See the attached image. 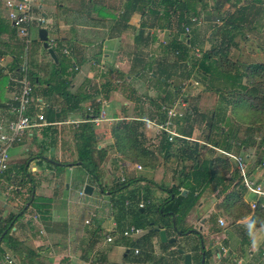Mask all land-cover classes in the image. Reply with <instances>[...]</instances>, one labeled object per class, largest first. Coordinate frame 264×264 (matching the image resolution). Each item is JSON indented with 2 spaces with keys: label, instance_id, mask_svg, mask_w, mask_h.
<instances>
[{
  "label": "crops",
  "instance_id": "obj_1",
  "mask_svg": "<svg viewBox=\"0 0 264 264\" xmlns=\"http://www.w3.org/2000/svg\"><path fill=\"white\" fill-rule=\"evenodd\" d=\"M88 2L90 0H39L34 8L41 10L40 15L33 14L35 18L41 19L40 22L37 21L38 24H42V22L46 24L45 27L40 26L39 28L46 30L48 44H53L57 49V52L56 49H53L55 56L56 54L60 56V47L68 46L69 57H66L67 75L65 78L68 82L66 90L69 93L73 94L88 82L97 84V87H101L105 82L110 87L106 95H103L101 91L94 95V98L103 99L105 104L107 106L111 104V107L108 111L105 110L106 120L97 125L92 124L95 146L92 147L91 160H93V156L95 159L100 157L101 160H105L100 165L103 174L104 172L110 173L112 167L116 168L120 165L122 169L129 170L127 173L135 179H139V182L130 185L128 190L122 189L121 191L128 196L136 194L138 199L133 200V197H127L121 204L120 200L109 197V191L105 192L104 189H100L102 197L107 199V205L98 211L96 208L86 211V215L80 221V214L83 212L80 208L82 209L92 199L94 185L98 178L87 172L84 162L78 160L76 148L79 143L76 137L78 127H74L66 121L83 118L85 112L82 106L85 102H80L81 108L78 110L63 107L60 102L61 98H59V103L52 102L53 93L47 90L49 87L46 82L55 81V78L50 76L54 61L49 57L38 38V42L31 40L32 52L28 67L29 72L33 73L34 83L29 109L32 113L39 111L44 115L45 109L51 107L54 116H52V121L46 119L50 122L47 126L26 129L20 139L7 149V171L0 176V226L6 227V229L10 226L8 234L14 238V243H19L15 245L22 248V251L20 250V255H18L16 252H12L6 244L1 243L0 264H121L123 261L126 264H183L182 255L177 252V248L190 254V264H261L262 261L264 262V235L258 239L256 237L259 233L258 230L264 226L252 227L245 231L242 230L243 224L233 226L234 223L227 222V217L224 216L221 207L217 208L214 205L210 207L204 202L205 196L208 197V192L213 190L212 186L206 188L197 201L199 207L201 204L203 205L201 213L198 212V209H194L192 212L191 208L185 216L184 223L176 225L172 223V227L167 228L160 219H154L156 216L154 211L147 213L146 219H153L161 225L164 224L162 228L166 238H175L174 242H171L172 246L168 245L170 243L159 241L157 232L154 231V225H151L152 233L149 227H138L134 223L122 225L121 222L124 218L135 217L136 204L137 206L138 203L144 204V201L139 198L141 196L140 189L145 187L146 182L156 183L160 179L164 180L166 186H172L175 184L172 174L174 176L173 170L175 171L176 167L169 164L170 166L167 168L165 165V169L159 172L154 169L158 165L154 168H146L142 162H131L116 151L114 138L111 135V127L114 123L122 119H137L147 124L154 120L149 119L147 114L150 110L148 98H155V96L139 93L130 81L131 78L139 80L144 74L141 71L140 75L138 73L130 74V72L139 68V61L135 57L139 52L142 54L146 47L140 48L139 51V48L133 44V35L128 42L129 36L127 37V35L129 33L126 31L137 27V25H133L131 17L123 22V26H116L117 0H92L96 3L95 7L101 5L99 7L101 13L94 8V11L87 15L86 12L91 7ZM0 5L3 11L7 12L2 0H0ZM51 6L53 11L50 9ZM44 7H48L49 10ZM46 11H49L50 14L46 15ZM68 12L75 14L70 21L64 15ZM133 14L137 13H132L130 16ZM79 15H84L85 20L95 23L84 34L82 31L87 30L88 26L86 23L79 26ZM11 27L7 13L0 14V56L3 60L0 71L5 74L7 81H9L8 77L18 75L12 70L14 64L19 66L22 62L20 53L16 57V50L22 42ZM77 30H82L80 32L82 36L77 35ZM131 34L133 33L131 32ZM118 74L124 75V82L121 83ZM124 88L125 90L122 91ZM13 91H15L13 84L4 83L2 85L0 123L13 117L10 110ZM205 93L210 95L209 92ZM190 97L191 94L186 96L185 101L195 108L193 107L194 103L191 104L192 101H190L193 100V97ZM211 98L213 105L206 108L216 110V96L213 95ZM196 99L198 102L200 100L202 102L206 101L208 96L197 95ZM141 100L147 102V108L140 107ZM189 112L191 115L192 111L189 110ZM221 115L223 118H227L228 113L225 112ZM174 129L176 130L175 126ZM198 131L200 130L195 125L189 136L177 132L189 140L202 144L203 140L195 135ZM205 144L212 150L206 158L214 155L225 157L222 151L233 155L237 154L231 149L225 150L212 146L208 142ZM249 148L248 146L241 147L240 150L244 151ZM236 156L241 157L240 154ZM243 156L246 157L245 154ZM136 165H139L140 169H137ZM173 165H177V161ZM122 169L119 171V181L124 183L126 177ZM170 172L171 178L169 177ZM228 175V173L225 174L226 178ZM121 177L123 180H120ZM85 185L90 187L89 193L83 192ZM112 188L115 189V185L108 187V189ZM158 188L160 193L157 192L156 195L155 192L151 195L154 200H150L154 203L160 201L167 193L165 188L160 186ZM208 189L211 190L207 192ZM71 192H77L75 200L70 199ZM263 197H255V201ZM71 202L80 205V207L71 206ZM140 210L142 211L141 208ZM14 214L18 217L9 220V217ZM211 215L215 216V225L212 228L208 220ZM248 218L249 216H245L240 219L248 223ZM218 219L221 224L218 223ZM85 220H87L86 223ZM170 220L173 221V217ZM15 221H17L16 226L13 227L12 222L15 223ZM91 221L93 222L91 223ZM103 223L106 224V227L101 229ZM131 225L141 229V233L135 237H129V239L131 238L129 244V241L124 239L126 237L121 236L120 233ZM185 228L186 232L184 231L180 235L176 231ZM6 229L1 232V236ZM110 229L117 230L121 239H112L111 242L104 241L103 233ZM98 231L101 233L99 234ZM227 231H231V233L229 232L230 235L226 240ZM190 233L198 235L200 247L195 246L194 249L187 243H185V247L177 246L181 239ZM204 238L206 242H203ZM221 247L225 249L224 252L220 250ZM134 248L138 250L136 254L133 253ZM209 252L211 259L205 262ZM7 260L11 262L8 263Z\"/></svg>",
  "mask_w": 264,
  "mask_h": 264
},
{
  "label": "trees",
  "instance_id": "obj_2",
  "mask_svg": "<svg viewBox=\"0 0 264 264\" xmlns=\"http://www.w3.org/2000/svg\"><path fill=\"white\" fill-rule=\"evenodd\" d=\"M261 1L212 0V8L215 12V15H213L215 22L213 24L215 26L208 32L209 35L206 41L209 40L213 43H210L208 48L202 49L201 42L203 40L199 41L198 48L202 50L201 56L198 59L189 54V50L192 49L191 46L197 44L195 42L196 38H194L196 35L191 34L189 36V31L185 32L184 27L192 26L190 29H194L190 17L195 16L198 18L200 16L201 10L205 8L203 0H125L123 3L121 14L116 19V26H123V22L132 13L139 15L137 27H132L133 30L136 29L132 38L133 44L136 48H139V51L140 48L147 47L150 43L156 42L155 30L169 28L173 16L176 20L177 34L171 37L167 43L160 42L161 44H158L163 48L164 55H170L171 59L158 57L152 63L146 61L144 54H140V52L135 57L139 61V68L133 71V74L138 73L140 75L141 72L147 73L149 77L155 78L154 80L158 86L172 89L171 92L163 90L162 93L157 95L158 98L157 96L155 99L152 97L148 98L152 106V109L147 114L149 119L162 121L164 115L160 112V107L173 101L180 89L181 81L189 78L191 75L194 78L199 77L198 79L203 83V92H209L216 96L215 106L217 107L216 110L209 109L206 111L192 108V106L186 107L183 110V116L178 118L181 119V123L176 127V130L185 136H189L191 129L195 125L198 128L202 126L200 129L204 138L202 144L187 138L177 137L171 141H167L164 133L160 132L159 142L155 150L156 152H154L142 142V137L144 136L141 120L122 119L111 127V135L114 138L116 151L125 159L131 162H142L146 168H154L158 163V155L161 154L164 162L169 161L174 163L175 159L178 158L176 161H179L180 164L177 170H173L175 184L166 188V196L161 198L160 201L154 203L150 200L149 194L141 192L139 199H142L144 204L141 207H138L137 204L135 205V226H142L140 223L143 217L145 220L143 223L146 227H149L151 233L153 232L151 225L159 228L164 227V224L161 225L156 220L146 219L149 211H154L156 214L154 219H160L162 223H165L167 228L172 227V223L175 225L177 223L181 224L189 210L197 203L200 195L209 186H212V189L220 186L218 191L220 193L225 192L218 208L221 207L227 216H230L233 220L249 216L248 227L264 226V197L256 201L253 209L250 206L243 209L242 204L244 202H242L241 197H243V193L246 191L244 187L239 185L241 192L226 191L227 187L223 184L226 182L225 174L229 166L228 157L226 155L225 157L214 155L206 158L212 150L205 144L208 142L212 146L225 150L236 146L240 150L241 147L246 148L251 145L250 134L262 132L264 136V62L256 61L254 63L243 64L229 55L231 45L234 48L237 47L236 42L233 40V35L238 33L242 37L243 27L249 30L254 29ZM88 3H90L91 7L87 10V15L91 14L94 8L101 13V9L99 8L101 5L95 7L96 3L92 2V0ZM225 4L231 10L222 12ZM11 28L14 31V28ZM181 34H183V37L180 36ZM52 47V49H56L54 46ZM62 49L68 50V46L60 47L61 53L58 52L60 56L56 54V62L53 63L50 71V76L55 78V81L52 83L46 82L47 87H49L47 90L53 93L51 96L52 102L59 103V98H61L60 102H62L63 107L78 110V108H81L80 102L84 101L83 110L87 104H93L94 112L97 108V104L94 102L95 93L101 91L103 95H106L110 87L105 82L101 87H97V84L93 82H88V84L73 94L69 93L66 90L68 82L65 78L67 75L66 57H69V51L64 54L62 53ZM150 55L148 54V56ZM187 65L188 67L186 68ZM17 68L18 66L14 64L12 70L17 72ZM118 75H120L121 83L124 82V75ZM172 77L180 79L175 80ZM27 79L32 85L33 92L34 77L33 73L29 72L28 69ZM4 83L12 84L10 80L7 81L5 74L0 71V92ZM50 108L45 109L43 113L47 120L52 121L54 111ZM189 110L192 111L191 115ZM225 112L228 113L227 118H223L221 115ZM137 117L143 118L141 116ZM239 125H244L246 132V134L243 132V136L240 139L236 137ZM246 130L249 132L247 133ZM76 137L79 142L76 146L78 160L84 162L87 172L93 174L92 167L94 166L91 161V151L92 147L95 146V141L92 124L90 122L80 124ZM256 158L259 164H264V140L262 148L256 152ZM238 178L240 181L239 176ZM182 190H186V192L182 194ZM136 199L135 194L133 200ZM120 203L123 204L124 200L120 201ZM17 217L15 214L11 215L9 220L16 219ZM171 217H173V221L170 220ZM9 228L10 226L7 229L0 226V234L6 229L0 238V244H6L12 252L20 255L22 248L15 245L19 243H14V238L8 234ZM176 231L180 235L186 231V228L182 230L177 229ZM168 245L172 246L173 243Z\"/></svg>",
  "mask_w": 264,
  "mask_h": 264
},
{
  "label": "rangeland",
  "instance_id": "obj_3",
  "mask_svg": "<svg viewBox=\"0 0 264 264\" xmlns=\"http://www.w3.org/2000/svg\"><path fill=\"white\" fill-rule=\"evenodd\" d=\"M248 1L249 0H247V2ZM124 2H125V0H117V6H116L117 7V17L121 14L122 5ZM203 3H205V8H203L201 10L200 16L198 17L199 20H198L197 24L193 25L194 26L193 30L189 28V32H188L189 36L191 34L196 35V37L194 36V38H196L195 42H197V44H195V45L193 44V46H191L192 49L189 50V54L192 57L197 58V59L200 58V56H201V49L198 48L199 47L198 43H200L199 41L203 40L201 42L202 48H208L209 44L213 43V42H210L209 40H207V42H206L205 40H206L207 34H209L208 32H210V29L212 30L213 27L215 26V24H213L215 22L213 20V15H215L214 14L215 12L212 8L213 7L212 0H203ZM260 4H261V7H260L259 11L257 12V20L258 21L255 22V29L249 30V29H245L243 27L242 28L243 29L242 30V37L238 33H235L233 35V37H234L233 40L236 42L237 47L234 48L231 45V48L229 50V55L231 56V58H234V59L236 58L237 61H239L240 63H243V64L254 63L256 61L264 62V0H262ZM44 8L49 10L48 7H44ZM50 9L52 11L54 10L52 6L50 7ZM228 10H231V9L228 7L227 4H225L224 7L222 8V12H227ZM40 12H41V10L38 8H34V10H33L34 14L40 15ZM5 13L6 12L3 11L2 7H0V14L5 15ZM34 14H33V16H34ZM45 14L49 15L50 12L46 11ZM61 15H63V14H61ZM64 15H65L66 19L68 21H70L71 18L75 14H74V12H72V13L68 12L67 14H64ZM130 17H131V20L133 22V25H137L138 20H139V15L133 14ZM85 19L86 18L84 15H79V17H78L79 26H82L83 23H86V26H88V27H87V30H85V31L77 30L76 31L77 35L82 36V34H80L81 31L84 34L85 32L89 31V28H91L92 26L95 25L94 22H92L90 20L87 21ZM40 26L45 27L46 24L44 22H42V24H38V22L35 21L29 27V42L27 44V51H26L27 52V61L30 60V56H31V52H32L31 51V47H32L31 40L38 42L37 30ZM190 27H192V26H190ZM135 30L136 29H134L132 31V28H130L129 30L126 31V33H129L127 35V37L129 36L128 42H130V38L134 34ZM177 30L178 29L176 27V20L173 16L171 18V24H170L169 28L157 29L154 31L157 40H156V42L152 43L150 46L148 45L146 48H144L145 50L142 51V53L144 54V59L146 61H149L152 63L154 62L155 58H158V57H160V58L166 57L167 59H171L170 55H164L163 48L158 44H161L160 42H162V41L164 43H167V41L171 37H173L175 34H177ZM131 32L133 34H131ZM180 36L183 37V34H181ZM125 37H126V35H125ZM82 44H83V42H82ZM23 47H24L23 43L20 44V47L16 50V53H17L16 57L18 56L19 53H20V55L23 54ZM194 48L198 49L197 52H195ZM42 50H44V49H42ZM55 51L57 52V49ZM148 54H151V55L148 56ZM82 66H84V65H82ZM82 66L80 67V71H81ZM187 67H188V65L186 66V68ZM28 70H29V67H28ZM132 73L133 72L131 71L130 74H132ZM192 76L193 75H191L189 78L181 81L180 89L177 93V96L173 100H184L185 108L186 107L188 108L191 105H190V103H187V101H185V99H183V98L184 97L186 98V96H190V94H191V97H193V100H194V101L192 99L190 100V101H192L191 104L194 103L193 107H195L196 109L199 108L200 110H204V111L209 110L206 107L213 105V100L211 98V96H213V95H211V94L209 95V94H206L205 92H203L202 91L203 90V83H201V80L198 79L199 77L194 78ZM172 78L175 80L180 79L178 77H172ZM154 79H155L154 77L153 78L149 77V75L147 73H144V74H142V77L139 80L131 78L130 81H132V83L135 85V87L137 88V91L139 93H143L144 95H146V94L154 95L155 98L159 93H162L163 90H165V91L168 90L169 92H171V90H172L171 88H169V87L165 88L163 86H158V84L156 83V81ZM124 90H125V88L122 89V91H124ZM199 92H200V94H199ZM32 94H33V92H32ZM197 95H205V96L207 95L208 99L206 101L201 102V100H200L198 102L196 99ZM157 98H158V96H157ZM156 102H157V100H156ZM139 105H140V107L142 106L143 109L145 107L146 108L148 107L147 102L143 101V100H141V103H139ZM110 107H111V104H108V106L106 105L105 110L108 111L110 109ZM179 108L180 107L178 106L177 109L180 111H183L182 108H180V109ZM149 109L150 110L152 109L151 104L149 105ZM171 122H172L173 127L174 126L177 127L181 123V119L172 118ZM143 123H145V122H143ZM145 124L142 127L143 136H145V137H142L143 140L142 139H140V140H142V142L144 143V145L146 147H148L149 149L156 152L155 150H156V147H157L158 142H159V138H160L159 133L160 132L157 131V129L155 128V126L152 123H147L146 126H145ZM244 127H245L244 125L238 126V129L236 132V137L238 139H240L243 136V132L246 134ZM201 128H202V126H199L198 130H200ZM246 131H247V133L249 132L248 130H246ZM199 132L200 131H198L195 135L203 140L204 139L203 134L201 135V133H199ZM249 136L251 137V142H250L251 145L248 146V147H250L249 149L241 151L236 146H232L231 150L234 151L235 153H237L235 155H238V154L241 155L243 161L246 164V169H245L246 175L249 176L256 183L259 182L261 187L264 190V164H262V165L259 164L258 163L259 161L256 158V152H258V150H260L262 148L264 136H263L262 132H256L255 134H250ZM261 137H262V140H261ZM95 153H97V152H95ZM244 154L246 155V157L243 156ZM161 156H162L161 154L158 155V163H157L158 166H156L154 168V169L158 170L159 172H161L165 169L164 168L165 165L168 168L170 166L169 164L171 163L169 161L164 162V160L161 158ZM92 159H93V160H91L92 165L94 166V167H92L93 168V174L92 175H95V178H98V180H97V182H95L96 183L95 185L93 184L94 185V192L91 196L92 199H90L88 201V203L82 209L80 208V210H83L82 214H80L81 215L80 221H82V219H83L82 217L84 215H86V211H91L93 208H96V210L98 211L99 209H103L107 205V199H104L102 197L103 195L100 193V189L101 190L104 189L105 192L109 191V197H112V198L114 197L115 199L123 201L127 197L131 198V197H134L135 195L128 196L126 193L122 192L121 190L122 189L128 190L130 188V185L139 182V179H135L133 176H131L129 173H127L129 170L126 171V169H124V168L122 169L121 165L117 166L116 168L112 167L111 168L112 170L110 171V173L104 172V174H103L100 165L105 160H101L100 157L95 159V156H93ZM227 159H228V165H229L227 168V173L229 174L228 175L229 177L226 178V182L223 184H225L227 187L226 191L233 190L234 192L235 191L241 192V189H239V185H241V184L239 182L238 172L236 170L235 163L231 158L228 157ZM176 160H178V158L175 159L174 162H176ZM173 164L174 163H171V165L175 166L176 169H178L180 167L179 161L177 162V165H173ZM121 169H122V172L124 173V175L126 177V180L124 181V183H121L119 181V175H120L119 171ZM169 177L171 178V172H170ZM172 177H173V174H172ZM147 181H149V180L147 179ZM163 181L164 180L158 179L156 183H154V182L150 183L151 181L146 182V180H145V182H146L145 187H143V189L141 188L140 190L144 194H149L150 199L154 200V198H151V195L155 194V192L157 195V192L160 191L158 188L159 186L163 187L165 189L168 187L165 185V183ZM110 185L111 186L115 185V189L114 188L108 189V187H110ZM219 189H220V186H218L216 189H213V190H211V189L206 190L207 192L209 190H211L210 192H208V197L205 196V198H204L205 199L204 202L206 203V205H208L210 207L214 205L215 207L218 208V205L221 204L220 202H221V200L225 194V192L223 194L220 193L218 191ZM136 190H139V189H136ZM76 193L71 192V197H70L71 200H75L77 198ZM205 195H206V193H205ZM241 199H242V202H244L242 204V207H243V209H245V207L250 206V202H251L250 200H253V201L255 200V195L244 191L243 197H241ZM196 204H195V206L192 207V209H193L192 212L194 211V209L195 210L198 209V212L201 213V211L203 210V205L201 204V206L199 207L198 204L197 205ZM70 205L78 207V208L80 207V205H75L72 202L70 203ZM131 207H132V204L130 205V208ZM26 214H25V216H26ZM224 216L227 217L226 218L227 222L232 223V224L234 223L233 226H238L239 224H243L245 227L242 225L243 226L242 230H245V231L250 228V227H248V223H246L245 220L243 221L242 219H240L239 221L236 222L230 216H227L225 213H224ZM208 220L210 221V226L212 228L215 225V223H214L215 222V216L211 215L208 218ZM143 221H145V220L142 217V222L140 224L142 225V227H146V225L143 223ZM16 222L17 221H15V223L12 222L13 227L16 226ZM92 222L93 221H91V223ZM121 223H122V225H126L127 223H136V222L134 221V218H132V219L131 218H124ZM181 223H183V221ZM105 227H106V224L103 223L101 226V229H104ZM258 231H259V233H257V236H256L257 239L259 237H261L262 235H264V227H262ZM98 232H99V234L101 233L100 231H98ZM229 232L231 233V231H227V233L225 234L226 240H227V236L230 235ZM112 234H113V240L121 239V237H119V234L117 233V230L112 232ZM124 239H127V241H129L128 243L130 244L131 238L129 239V237H126ZM203 242H206L205 238L203 239ZM185 243H187L189 246H191V248L194 247V249L196 248L195 246H197L198 248L200 247L199 237L195 233H190V234L184 236L181 239V242L177 244V246L185 247L184 246ZM216 248H219V247H216ZM206 256L207 257L205 258V262L210 261V259H211L210 258V252H209V255L207 254ZM199 260H200V257H199ZM121 264H126V262L123 261ZM261 264H264V262L262 261Z\"/></svg>",
  "mask_w": 264,
  "mask_h": 264
},
{
  "label": "built area",
  "instance_id": "obj_4",
  "mask_svg": "<svg viewBox=\"0 0 264 264\" xmlns=\"http://www.w3.org/2000/svg\"><path fill=\"white\" fill-rule=\"evenodd\" d=\"M39 0H2L3 5L6 9L7 19L9 20L11 26L14 28V32L17 37L20 38L23 43V54H21V64L17 68L16 76L8 77L10 82L14 86L13 94L11 96V106L10 110L13 115L12 119L6 120L0 123V174H2L8 167V153L7 149L11 146L12 143L19 140L20 137L24 134L26 129L47 126L50 124L42 114V112H31L29 107L32 101V85L27 79V44L29 42V27L33 22L41 20L40 18H35L33 16V8L36 6V3ZM198 18L195 16L190 17L192 25H196ZM40 22V21H39ZM189 26L184 27V31H189ZM161 43H164L163 41ZM49 47L53 48V44H48ZM197 52V48H194ZM62 53H68V50L62 49ZM2 58L0 56V65H2ZM76 69V67H74ZM94 102L97 104L96 110L93 112V104H87L84 107V116L79 120H69L66 121L78 127L80 123L90 122L91 124L97 125L99 122L106 120L105 116V102L101 98H94ZM185 109L184 100H173L170 104H164L160 107V112L163 113L162 121L151 120L149 123H152L158 132H163L167 141L173 140V138H184L186 137L180 135L172 126L171 119L175 117H181L183 111L177 109L178 106ZM179 108V109H180ZM153 126V127H154ZM224 155L231 158L236 166L238 176L240 177V184L244 187L246 192L258 196H264V190L259 183H256L249 176L246 175L245 169L246 164L243 161L242 157L230 154L228 152L222 151ZM137 169H140L139 165H136ZM120 180H123L121 177ZM256 201L250 202V208L255 207ZM138 206L141 207L142 204L138 203ZM87 220H85V223ZM218 223L221 224V221L218 219ZM113 230H107L103 233L104 241L111 242L113 239ZM141 233V229L134 226H128L121 231L120 235L123 237H135ZM222 252L225 251L223 247L220 248ZM138 250L133 249V253L136 254ZM7 262H11L7 260Z\"/></svg>",
  "mask_w": 264,
  "mask_h": 264
},
{
  "label": "water",
  "instance_id": "obj_5",
  "mask_svg": "<svg viewBox=\"0 0 264 264\" xmlns=\"http://www.w3.org/2000/svg\"><path fill=\"white\" fill-rule=\"evenodd\" d=\"M37 38L42 42L43 48L47 51L49 57L55 62L56 57L54 55L53 49L48 46L47 42V35H46V30L44 28H39L37 30ZM90 187L85 185L83 187V192H90ZM185 193V190H182V194ZM154 231L157 232L158 239L162 243H171L174 242L175 238H166L165 232L163 228L155 227ZM1 238V235H0ZM177 252L182 255V261L183 264H190V254L183 252L180 248H177ZM202 263V261H201Z\"/></svg>",
  "mask_w": 264,
  "mask_h": 264
}]
</instances>
